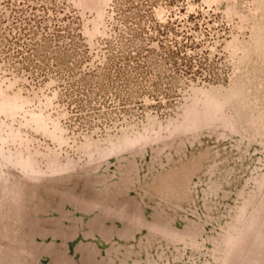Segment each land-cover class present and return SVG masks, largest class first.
Listing matches in <instances>:
<instances>
[{
  "label": "rangeland",
  "instance_id": "374dc122",
  "mask_svg": "<svg viewBox=\"0 0 264 264\" xmlns=\"http://www.w3.org/2000/svg\"><path fill=\"white\" fill-rule=\"evenodd\" d=\"M0 264H264V0H0Z\"/></svg>",
  "mask_w": 264,
  "mask_h": 264
}]
</instances>
